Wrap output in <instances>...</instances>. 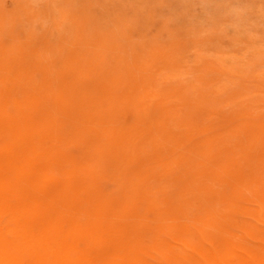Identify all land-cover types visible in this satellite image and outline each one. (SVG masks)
I'll return each mask as SVG.
<instances>
[{
	"label": "rangeland",
	"instance_id": "rangeland-1",
	"mask_svg": "<svg viewBox=\"0 0 264 264\" xmlns=\"http://www.w3.org/2000/svg\"><path fill=\"white\" fill-rule=\"evenodd\" d=\"M263 118L264 0H0V130L37 177L17 185L87 214L136 176L141 208L104 225L121 245L208 251L216 217L241 225L233 203L264 204Z\"/></svg>",
	"mask_w": 264,
	"mask_h": 264
},
{
	"label": "bare ground",
	"instance_id": "bare-ground-1",
	"mask_svg": "<svg viewBox=\"0 0 264 264\" xmlns=\"http://www.w3.org/2000/svg\"><path fill=\"white\" fill-rule=\"evenodd\" d=\"M75 15L71 18L74 19ZM101 56L104 57L103 54ZM0 137V264H264V230L260 231V228L264 229V204L243 206L233 203L232 206L237 207L244 219L241 225L231 216L222 219L216 217L219 237L208 251L183 244L185 250L180 253L172 249L169 243L160 241L148 247L153 249V253H150L137 239L121 245L114 238L116 232L104 226L107 216L121 217L130 212L129 206H133L135 211L141 208L145 200L143 196L148 192L141 190L136 176L133 181L128 178L115 200L117 204L112 208L107 201V204L99 202L101 204L98 206L89 208L87 214L48 211L49 200L43 203L38 199L25 198L17 185V182H26L29 190H37V177H34V173L30 174L34 162L23 160L18 166L11 165L7 161V126L0 130ZM33 150L36 156L37 147L34 146ZM7 181H12L14 187L7 189ZM232 202L230 200V204ZM101 213L104 220H101Z\"/></svg>",
	"mask_w": 264,
	"mask_h": 264
}]
</instances>
